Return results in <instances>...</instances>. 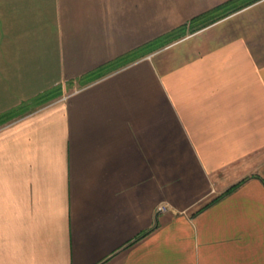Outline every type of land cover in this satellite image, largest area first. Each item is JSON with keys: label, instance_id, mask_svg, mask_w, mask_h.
I'll list each match as a JSON object with an SVG mask.
<instances>
[{"label": "crops", "instance_id": "0c3cea01", "mask_svg": "<svg viewBox=\"0 0 264 264\" xmlns=\"http://www.w3.org/2000/svg\"><path fill=\"white\" fill-rule=\"evenodd\" d=\"M247 2L0 0V264H264Z\"/></svg>", "mask_w": 264, "mask_h": 264}, {"label": "trees", "instance_id": "16d2710c", "mask_svg": "<svg viewBox=\"0 0 264 264\" xmlns=\"http://www.w3.org/2000/svg\"><path fill=\"white\" fill-rule=\"evenodd\" d=\"M253 1H256V0H250V1L248 0V2L246 4H249V2H253ZM237 8H240V7H236L235 9H237ZM205 17H208V15H205ZM184 33H185V28H181V32L178 33V34H176V33L175 34H171L169 36H165V37H162L160 39H157L155 41H152V42L148 43L145 46L144 50L147 53H149L151 51H154L156 49H159V48L165 46L166 44H168V43L176 40L179 35L184 34ZM123 63H124V59L121 60V61H117V63L114 66L122 65ZM10 118L11 117H7L6 119H4V118L1 119L0 120V125L3 124L4 122L8 121Z\"/></svg>", "mask_w": 264, "mask_h": 264}, {"label": "built area", "instance_id": "2783aa9c", "mask_svg": "<svg viewBox=\"0 0 264 264\" xmlns=\"http://www.w3.org/2000/svg\"><path fill=\"white\" fill-rule=\"evenodd\" d=\"M167 211H169V207L165 204L160 205L157 209V213H165Z\"/></svg>", "mask_w": 264, "mask_h": 264}]
</instances>
